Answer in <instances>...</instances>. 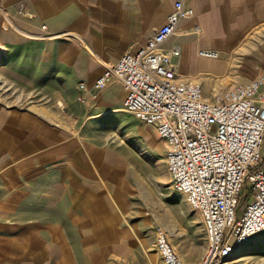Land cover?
Listing matches in <instances>:
<instances>
[{
  "label": "crops",
  "instance_id": "obj_1",
  "mask_svg": "<svg viewBox=\"0 0 264 264\" xmlns=\"http://www.w3.org/2000/svg\"><path fill=\"white\" fill-rule=\"evenodd\" d=\"M176 1L0 0V264H121L136 253L123 211L132 153L58 130L50 112L144 45ZM182 1L193 16L164 44L180 48V78L216 92L264 75V0Z\"/></svg>",
  "mask_w": 264,
  "mask_h": 264
},
{
  "label": "built area",
  "instance_id": "obj_2",
  "mask_svg": "<svg viewBox=\"0 0 264 264\" xmlns=\"http://www.w3.org/2000/svg\"><path fill=\"white\" fill-rule=\"evenodd\" d=\"M192 16L193 10L177 0L146 43L105 69L93 88L102 89L112 78L119 81L125 110L153 127L166 143L172 187L201 214L206 228L208 248L201 264H222L238 246L264 231V75L217 91L211 99L200 83L180 78L174 62L180 48L165 50L164 44ZM198 54L218 57L212 50ZM246 182L252 185L253 199L238 218ZM157 249L163 264H186L164 233L157 238Z\"/></svg>",
  "mask_w": 264,
  "mask_h": 264
},
{
  "label": "rangeland",
  "instance_id": "obj_3",
  "mask_svg": "<svg viewBox=\"0 0 264 264\" xmlns=\"http://www.w3.org/2000/svg\"><path fill=\"white\" fill-rule=\"evenodd\" d=\"M189 66L196 70L210 68L194 57L190 59ZM78 87L74 100L69 101L68 106L59 103L55 109H51V117L56 119L58 130L60 127L67 128L68 133L71 131L75 138L80 136L89 144L105 142L106 147L115 146L120 154L132 153V185L129 186L127 194L129 202L123 207V211L124 215L132 220V228L136 225L139 242L136 253L122 254L119 262L163 264L157 249V238L160 233H164L184 263L201 264L208 248L203 218L198 211L191 208L184 194L173 189L165 164L167 147L164 141L159 138L153 127L125 110L123 101H115L113 105H105L102 102L105 98L111 101L116 100L117 95L122 96V87L117 80L113 79L106 87L100 90L93 88L90 92L87 90V84L83 82H80ZM223 90L227 89L218 91ZM216 92L206 88L204 96L211 99ZM9 94L13 96L15 93ZM60 94L58 93V96ZM76 133H79L78 137ZM261 156L264 162V144ZM252 199V185L246 182L237 208L238 218L243 215L247 203ZM258 234L239 247L241 253L240 249H237L234 255L222 264H264V252L255 251L264 248L259 247L258 242L264 239Z\"/></svg>",
  "mask_w": 264,
  "mask_h": 264
},
{
  "label": "bare ground",
  "instance_id": "obj_4",
  "mask_svg": "<svg viewBox=\"0 0 264 264\" xmlns=\"http://www.w3.org/2000/svg\"><path fill=\"white\" fill-rule=\"evenodd\" d=\"M162 142H163V141H162ZM164 143H165V142H164ZM165 145H166V143H165ZM140 184H142V183H140ZM145 190H146V189H145ZM145 193H146V192H145ZM149 196H150V195H149ZM232 255H234V253H233ZM232 255H231V256H232Z\"/></svg>",
  "mask_w": 264,
  "mask_h": 264
}]
</instances>
